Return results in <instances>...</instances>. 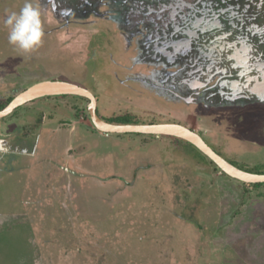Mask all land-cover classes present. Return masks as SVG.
<instances>
[{"label": "rangeland", "instance_id": "obj_1", "mask_svg": "<svg viewBox=\"0 0 264 264\" xmlns=\"http://www.w3.org/2000/svg\"><path fill=\"white\" fill-rule=\"evenodd\" d=\"M34 2L44 37L24 53L2 23L24 0H0V107L64 80L105 120L180 123L264 172V56L218 42L228 0ZM88 104L47 95L0 118V264H264V183L178 137L101 132Z\"/></svg>", "mask_w": 264, "mask_h": 264}, {"label": "water", "instance_id": "obj_2", "mask_svg": "<svg viewBox=\"0 0 264 264\" xmlns=\"http://www.w3.org/2000/svg\"><path fill=\"white\" fill-rule=\"evenodd\" d=\"M63 90V91H55ZM71 94L79 95L89 100L88 110L93 125L104 133H141L151 135H166L184 139L196 146L207 156L222 172L228 176L245 183H264V173L250 172L232 164L221 154L216 152L203 138L193 129L172 122L148 123V124H116L101 118L97 113L95 96L88 89L75 83L64 80H44L32 84L18 93L11 101L0 109V118L9 115L17 107L47 95Z\"/></svg>", "mask_w": 264, "mask_h": 264}, {"label": "flooded vegetation", "instance_id": "obj_3", "mask_svg": "<svg viewBox=\"0 0 264 264\" xmlns=\"http://www.w3.org/2000/svg\"><path fill=\"white\" fill-rule=\"evenodd\" d=\"M222 1L223 0H221V2ZM231 1L232 0H228V3L225 8L221 9V13H218L217 15L214 14V18L223 19L224 14L222 13L230 12V14H227L228 20H226V27H221V24L218 25L219 29L217 30H219L221 33V35H219L221 37L217 39L218 42H222L224 40H227L228 42L231 41V44L236 49L239 47L242 48L244 55V48L246 45L250 48L253 47L252 45H257L259 49L255 47L254 51L257 52L256 54H262L260 56L263 57L264 44H262V42L264 43V0H240L238 2H236V0L233 2ZM225 34L228 37L225 36ZM229 34H231V36ZM218 44L221 45V43ZM261 49L262 51H259ZM247 54L249 53L247 52ZM236 62L239 63L237 60ZM10 101L11 100L9 99V102ZM227 160L234 164L231 160Z\"/></svg>", "mask_w": 264, "mask_h": 264}, {"label": "clouds", "instance_id": "obj_4", "mask_svg": "<svg viewBox=\"0 0 264 264\" xmlns=\"http://www.w3.org/2000/svg\"><path fill=\"white\" fill-rule=\"evenodd\" d=\"M43 10L34 0H24L18 11L7 13L3 26L8 30V43L24 53L38 49L44 37Z\"/></svg>", "mask_w": 264, "mask_h": 264}, {"label": "trees", "instance_id": "obj_5", "mask_svg": "<svg viewBox=\"0 0 264 264\" xmlns=\"http://www.w3.org/2000/svg\"><path fill=\"white\" fill-rule=\"evenodd\" d=\"M12 99V98H11ZM10 99V100H11ZM9 103V101H7L5 104H3V106L0 107L3 108L5 105H7ZM108 122H111V123H116V124H137L136 122H132L130 121V117L128 115H123L121 117H112L111 120H106ZM150 123H154V122H150ZM248 171V170H247ZM251 172V171H250ZM252 172H255V173H264V172H258V171H252ZM258 184V183H257Z\"/></svg>", "mask_w": 264, "mask_h": 264}, {"label": "bare ground", "instance_id": "obj_6", "mask_svg": "<svg viewBox=\"0 0 264 264\" xmlns=\"http://www.w3.org/2000/svg\"><path fill=\"white\" fill-rule=\"evenodd\" d=\"M55 91H63V90H55Z\"/></svg>", "mask_w": 264, "mask_h": 264}]
</instances>
